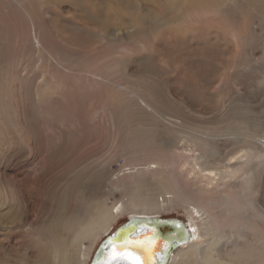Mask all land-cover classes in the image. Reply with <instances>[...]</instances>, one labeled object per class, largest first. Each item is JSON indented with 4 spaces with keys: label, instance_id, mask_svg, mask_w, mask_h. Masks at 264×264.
I'll list each match as a JSON object with an SVG mask.
<instances>
[{
    "label": "rangeland",
    "instance_id": "1",
    "mask_svg": "<svg viewBox=\"0 0 264 264\" xmlns=\"http://www.w3.org/2000/svg\"><path fill=\"white\" fill-rule=\"evenodd\" d=\"M26 5L40 21L43 15H58L52 11L54 0ZM209 7L191 8L196 20L200 19L195 22L199 37L194 39L173 32L121 29L119 48H113L112 31L107 38H97L98 59L83 63L78 60L81 48L67 40V32L45 26L49 31L42 38V26L41 43L49 52L42 67L37 66L30 50L19 56L15 53L11 62L0 61V264H47L54 225L80 217L105 201L111 211L120 214L108 230L99 228L85 236L86 249L97 239L94 251L100 240L136 213L132 208L123 211L120 205L127 207L130 195L138 190L141 172L146 174L145 185L162 187L157 192L160 208L144 215L184 220L188 227L197 224L194 231L190 228L197 237L189 243L202 255L205 249L211 252L220 247L206 215L199 218L194 205L179 199L180 188L184 195L186 191L215 195L204 192L206 178L191 172L195 161L185 154L190 150L204 153L205 149L196 147L188 134L213 121L205 104H211L218 93L222 97L226 94L227 106L233 101L245 112L251 106L264 112V89L259 83H264V64L258 61L264 60V41L253 48L260 69L247 75L240 66H233L236 59L239 62L235 54L242 49L223 29L229 25V15ZM239 7L234 6L231 12L242 18L245 13ZM38 8L41 15L35 11ZM189 11L183 9L181 17ZM251 20L260 37L259 19ZM205 35L208 37L201 39ZM103 60L106 65L98 66L96 62ZM19 74L23 80L17 78ZM152 105L160 114L149 111ZM140 130L147 136L138 137ZM243 179L231 178L232 185L241 191L245 188ZM19 182H23L24 191L18 190ZM35 182L40 187L50 183L48 193L39 200L30 192ZM250 198L256 199L264 212V181L256 185ZM248 215L256 218L254 210ZM247 238L253 240L254 235L248 232ZM238 243L230 249L245 246L247 240ZM249 246L248 253L253 245ZM255 248L262 249L258 243ZM213 256H217L216 251ZM179 261L177 256L174 264ZM234 261L264 264V258L246 254Z\"/></svg>",
    "mask_w": 264,
    "mask_h": 264
},
{
    "label": "bare ground",
    "instance_id": "2",
    "mask_svg": "<svg viewBox=\"0 0 264 264\" xmlns=\"http://www.w3.org/2000/svg\"><path fill=\"white\" fill-rule=\"evenodd\" d=\"M0 1V61L3 62L14 60L15 53L19 56L25 50H30L37 66L42 67L44 65L43 58L49 53L41 43L42 26L45 28L42 38L49 31L45 26H51L55 31L67 32V40L81 48L78 60H83V63L98 59L95 57L98 55L97 38L98 40L107 38L111 36L112 31L114 33L113 48H119L118 33L121 29L135 28L137 31L149 34L161 31L173 32L194 39V37H199L196 23L200 19L196 20L197 15L195 12L192 13L191 8L203 6L209 9V5H211L214 7L211 9L212 11H220L224 15H229V25H224L223 29L242 49L240 53L235 54L239 62L236 59L233 66H240L247 75L260 69L258 62L255 61L257 59L253 58V48L256 43L264 41V0H229L231 3L228 5L224 0H54L52 11H57L58 15H51L50 18L43 15L40 17L42 22L32 13L26 3L37 6L35 4H38L39 1L47 3L49 0ZM236 5H240V12L245 13L242 18L234 16L231 12ZM183 9L190 11L181 17ZM211 10H209L210 13ZM35 11L41 15L40 8ZM52 11L48 12V15ZM203 13L205 14V12ZM198 15L200 16V14ZM254 17L260 21L259 26L263 31L260 37L256 36L255 24L252 25L251 22V18ZM173 22L174 24L171 25ZM55 36L58 38V35ZM206 37L208 36L205 35L201 39ZM2 40L6 41L2 43ZM258 61L264 64V60L258 59ZM96 63L98 66L100 63L105 66L107 62L103 60ZM17 78L23 80L24 76L19 74ZM259 83L264 89V83ZM218 90L220 91V89ZM225 95L222 97V94L218 93L212 98L211 104H205L206 110L211 111L213 115V121H207L205 126L196 127L192 132L187 133L192 141L198 144L195 145L196 147L205 149L204 153L190 150L185 154L195 161L191 172L206 178L208 182L204 192L215 193V195L208 197L204 195L205 193L194 195L186 191L187 195L193 196L190 197L184 195L183 189L180 187L178 189V193L182 197L179 198L180 201L184 204L187 202L194 205L193 210L199 214V218L202 219L206 215L210 229L215 235L214 238L220 239V247L213 250L217 252V256H213L212 250L208 252L206 249L205 255H202L198 252L196 245L189 243L190 240L197 237V234L192 233L190 229L192 228L194 231L197 224L188 227L187 223L182 220L189 229L190 239L171 254H167L166 261H160L153 257L148 261V264H174L177 256H180V261L176 264H237L234 259L241 258L245 254L264 258V212L258 207L256 199L250 198L256 185L264 181V112L256 111L257 106H251L249 111L245 112L243 108L234 106L233 101H229L230 104L227 106ZM134 98L141 97L134 95ZM6 106L7 102H4L3 111L5 114ZM159 110L153 106V110L149 111L152 114H160ZM144 135L146 133L143 130L137 132L138 137ZM183 150L186 148L183 147ZM214 156H218V158L215 159ZM144 175L146 174L141 172L138 179L136 178L138 190L130 195L127 207L122 203L120 208L123 211L129 208L135 209L138 214L135 213L134 216L155 217L151 216L152 214L144 215L143 213H152L155 209L160 208L157 192L162 187L145 185ZM238 176L244 178L245 188L241 191L236 189L231 181V178ZM175 177L176 174L173 173V178ZM98 178L102 179L103 176L99 175ZM44 183V187L43 184L40 187L36 182L32 183L30 187V192L36 194L38 200L43 198L48 190L46 188L50 186L49 182ZM151 186H155L157 189L150 190ZM17 188L19 191H24L23 182L17 183ZM251 210H254L253 217L256 218L248 215ZM118 214L120 212L111 211L105 205V201H100L97 207H92L84 215L67 219L65 222L62 220L63 225L55 224L51 230L52 255L48 258L47 264H91L98 246L106 236L100 240L94 251L92 248L97 239L87 249L83 248L85 239L99 228L108 230L113 221L117 219ZM66 215L67 213H64V216ZM192 215L193 213H191ZM175 230L178 233L183 232L182 227H178L177 224H175ZM226 231H229V235L226 234ZM248 232L254 235L253 240L247 238ZM138 235L147 237L143 244L137 246V250L133 252L141 260H144L147 255V251L141 250V248H150L155 253L163 250L158 239L156 241L150 239L154 237V232L149 231ZM85 236L87 237L85 238ZM240 239L247 240L246 245L237 246L238 249H230V246L239 244ZM152 242L154 245L151 247L150 243ZM255 243L260 244L262 249L255 248ZM182 245L185 247L179 249ZM249 245H253V247L248 253ZM226 246L228 248L225 249ZM176 251L177 253H175Z\"/></svg>",
    "mask_w": 264,
    "mask_h": 264
},
{
    "label": "water",
    "instance_id": "3",
    "mask_svg": "<svg viewBox=\"0 0 264 264\" xmlns=\"http://www.w3.org/2000/svg\"><path fill=\"white\" fill-rule=\"evenodd\" d=\"M175 224H177L178 227H182L183 232L178 233L175 230ZM152 231L154 232V237L150 239H154V241L159 242L161 248L163 250H160L156 253L154 258L160 261H166L167 254H171L175 249H177L181 244L184 242H187L190 239V232L188 227L185 225V223L176 218H161V217H147V216H131L128 218L127 221L122 223L120 226H118L114 232H112L110 235L106 236L103 241L98 246L93 260L91 264H98V261L102 259V253L104 251L103 245L106 243V241L109 238L113 239H119L121 235H130L132 238H141L143 241L147 239L144 235L140 236L138 234ZM138 236V237H137ZM165 243H168L170 247L165 249L163 245ZM154 245V242L150 243V246L152 247ZM141 246V245H139ZM137 250V245H133L132 247L126 249L128 252H135ZM162 264V263H160Z\"/></svg>",
    "mask_w": 264,
    "mask_h": 264
},
{
    "label": "snow or ice",
    "instance_id": "4",
    "mask_svg": "<svg viewBox=\"0 0 264 264\" xmlns=\"http://www.w3.org/2000/svg\"><path fill=\"white\" fill-rule=\"evenodd\" d=\"M143 240L141 238H132L130 235H121L119 239L109 238L103 245L102 259L98 261V264H148V261L152 260L156 255L150 248L146 250L147 255L144 260H141L138 256H135L132 252L126 251V249L133 245H142ZM165 249L170 247L168 243L163 245Z\"/></svg>",
    "mask_w": 264,
    "mask_h": 264
},
{
    "label": "trees",
    "instance_id": "5",
    "mask_svg": "<svg viewBox=\"0 0 264 264\" xmlns=\"http://www.w3.org/2000/svg\"><path fill=\"white\" fill-rule=\"evenodd\" d=\"M123 223H124V222H123ZM120 225H121V224H120ZM120 225H118V226H120ZM118 226H117V227H118ZM117 227H116V228H117ZM116 228H115V229H116Z\"/></svg>",
    "mask_w": 264,
    "mask_h": 264
}]
</instances>
